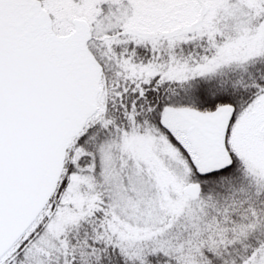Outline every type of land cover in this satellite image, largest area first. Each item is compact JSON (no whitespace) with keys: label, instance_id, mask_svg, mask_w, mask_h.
<instances>
[{"label":"snow or ice","instance_id":"6c2138e0","mask_svg":"<svg viewBox=\"0 0 264 264\" xmlns=\"http://www.w3.org/2000/svg\"><path fill=\"white\" fill-rule=\"evenodd\" d=\"M0 264H264V0H0Z\"/></svg>","mask_w":264,"mask_h":264}]
</instances>
